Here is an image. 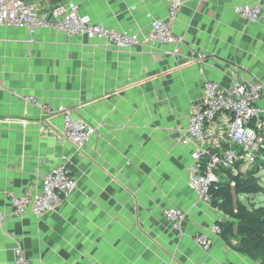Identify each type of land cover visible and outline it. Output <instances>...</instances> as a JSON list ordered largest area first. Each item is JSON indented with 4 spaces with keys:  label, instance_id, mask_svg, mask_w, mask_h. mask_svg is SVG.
I'll return each instance as SVG.
<instances>
[{
    "label": "crops",
    "instance_id": "0c3cea01",
    "mask_svg": "<svg viewBox=\"0 0 264 264\" xmlns=\"http://www.w3.org/2000/svg\"><path fill=\"white\" fill-rule=\"evenodd\" d=\"M254 2L182 0L172 24L180 55L172 46L119 50L103 39L0 27V211L10 213L8 194L38 193L54 167L77 181L51 214L7 217L0 264H15L18 247L31 264H258L210 234L225 218L188 185L196 145L186 132L204 104L205 80L264 82V1L256 22L233 10ZM25 3L40 12L71 4L92 24L139 34L167 7L166 0ZM66 112L92 129L81 148L63 134ZM169 208L186 214L179 233L163 217ZM196 234L212 238L208 252Z\"/></svg>",
    "mask_w": 264,
    "mask_h": 264
},
{
    "label": "built area",
    "instance_id": "2783aa9c",
    "mask_svg": "<svg viewBox=\"0 0 264 264\" xmlns=\"http://www.w3.org/2000/svg\"><path fill=\"white\" fill-rule=\"evenodd\" d=\"M254 1L252 5L235 4L233 10L240 18L256 22L261 17L264 0ZM166 3L165 17L153 20L143 34L118 32L92 24L87 17L80 16L77 7L71 4L56 5L49 12H40L20 0H0V27L25 29L29 33L39 28L51 29L69 37L103 39L119 50L136 46H172L171 54L180 55L181 41L175 36L172 24L178 16L182 0H166ZM191 58L202 63L205 55L192 52ZM263 93L264 82L261 81L234 82L226 87H220L210 80L204 81V104L191 113L186 128L188 141L196 145L188 168V185L197 200L210 203L209 189L218 181L216 171L219 167L232 169L236 173V162L243 163V171L245 166L250 168L264 161V111L260 106ZM63 134L81 148L92 134V129L82 121L73 120L66 112ZM76 188L77 181L68 168L54 167L43 176L38 193L8 194L11 210L8 215L0 211V225L5 224L7 217L47 216L60 209ZM162 213L175 232L182 231L186 220L183 211L169 208ZM209 232L218 235L220 229L216 222ZM193 241L204 252L211 249L213 242L209 235L204 234L194 235ZM14 261L15 264H31L20 247L14 251Z\"/></svg>",
    "mask_w": 264,
    "mask_h": 264
},
{
    "label": "trees",
    "instance_id": "16d2710c",
    "mask_svg": "<svg viewBox=\"0 0 264 264\" xmlns=\"http://www.w3.org/2000/svg\"><path fill=\"white\" fill-rule=\"evenodd\" d=\"M242 164L235 163L236 173L219 167L216 171L218 181L209 189L210 203L225 218L216 222L220 229L217 237L249 259L264 264V206L244 204L238 199L264 193L257 177L258 171L264 168V161L243 171Z\"/></svg>",
    "mask_w": 264,
    "mask_h": 264
},
{
    "label": "rangeland",
    "instance_id": "374dc122",
    "mask_svg": "<svg viewBox=\"0 0 264 264\" xmlns=\"http://www.w3.org/2000/svg\"><path fill=\"white\" fill-rule=\"evenodd\" d=\"M249 166H245L243 170H247ZM257 177L260 178V183L264 188V168L258 171ZM240 199L244 204H248L249 202L254 203L256 206H264V193L256 194L253 196H240Z\"/></svg>",
    "mask_w": 264,
    "mask_h": 264
},
{
    "label": "water",
    "instance_id": "95a60500",
    "mask_svg": "<svg viewBox=\"0 0 264 264\" xmlns=\"http://www.w3.org/2000/svg\"><path fill=\"white\" fill-rule=\"evenodd\" d=\"M20 1L26 2L27 0H20ZM29 1H31V0H29ZM47 1L50 5H56L58 3H61L62 0H47Z\"/></svg>",
    "mask_w": 264,
    "mask_h": 264
},
{
    "label": "bare ground",
    "instance_id": "6f19581e",
    "mask_svg": "<svg viewBox=\"0 0 264 264\" xmlns=\"http://www.w3.org/2000/svg\"><path fill=\"white\" fill-rule=\"evenodd\" d=\"M89 124V123H88Z\"/></svg>",
    "mask_w": 264,
    "mask_h": 264
}]
</instances>
